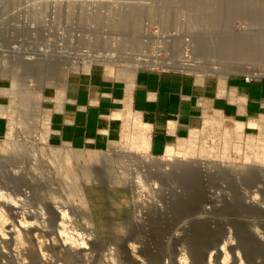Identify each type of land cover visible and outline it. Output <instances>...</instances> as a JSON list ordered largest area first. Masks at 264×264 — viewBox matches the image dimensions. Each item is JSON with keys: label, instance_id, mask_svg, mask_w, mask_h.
<instances>
[{"label": "rangeland", "instance_id": "rangeland-1", "mask_svg": "<svg viewBox=\"0 0 264 264\" xmlns=\"http://www.w3.org/2000/svg\"><path fill=\"white\" fill-rule=\"evenodd\" d=\"M108 1L0 0V85L8 89L0 96V264H264V243L252 234L264 236V110L254 108L252 115L236 110L233 117L223 108L208 112L161 154L150 150V141L148 150L141 151L146 147L141 148L140 136L150 137V126L136 114L122 115V134L99 148L78 147L61 138L50 114L56 84L95 70L100 81L102 73L118 79L139 70L264 81V44L259 52L247 50L255 34L264 33V7H256L257 20L244 14L230 18L227 31L248 45L226 54L213 42L216 23L200 16L204 24H191L183 1L154 0L155 5L183 6L154 11L147 4L150 10L134 25L125 21L124 1ZM195 26L209 36L203 39ZM201 40L212 45L209 51L199 45ZM27 61L55 63L54 75H32L23 67ZM248 74L254 76L250 81ZM37 92L39 96L32 95ZM251 120H256L255 128L247 126ZM237 122L244 123L242 135ZM169 148L180 154L183 167L175 159L167 166ZM196 162L211 168L194 174L196 191L189 184L190 191L182 176L197 171L192 166ZM243 167L255 170L250 184L240 179ZM189 194L200 198L192 197L197 206H188ZM207 223L217 237L197 230ZM241 230H250L254 238ZM217 244L225 246L224 252L217 251Z\"/></svg>", "mask_w": 264, "mask_h": 264}, {"label": "crops", "instance_id": "crops-1", "mask_svg": "<svg viewBox=\"0 0 264 264\" xmlns=\"http://www.w3.org/2000/svg\"><path fill=\"white\" fill-rule=\"evenodd\" d=\"M94 74L100 72L69 76L50 94L54 132L78 147L99 148L101 143L117 140L125 124L121 116L126 113L138 115L150 126L149 148L161 154L169 143L188 135L208 112L223 108L233 117L236 110L241 115H252L254 108L264 110V81L145 70L124 73L118 79L102 73L103 79L97 81ZM3 86L0 96L8 90ZM220 101L226 106H219Z\"/></svg>", "mask_w": 264, "mask_h": 264}, {"label": "bare ground", "instance_id": "bare-ground-1", "mask_svg": "<svg viewBox=\"0 0 264 264\" xmlns=\"http://www.w3.org/2000/svg\"><path fill=\"white\" fill-rule=\"evenodd\" d=\"M106 1H108V0H106ZM122 1H124L123 3H125L126 4V9L128 10V12L126 13V15L125 14H122V15H125L124 16V18H127L125 21H127V23L129 24H135V23H137V22H139L138 21V19L140 18V16H142V14H146L147 13V10H150L149 8H147L148 6H151V7H153V10L155 11L156 9L158 10V8H164L165 10L167 9L168 11H171L172 9H174V8H177V6H181V2H180V4H178V5H175V6H173L172 4H169L168 3V5H166V4H163V3H161V4H158V5H155V4H152V2L154 1V0H150V1H148V2H146V3H143L142 1H137V0H122ZM162 1H164V0H162ZM177 1H183L182 2V4H184L188 9H189V14H188V20H189V22L191 23V24H194V25H202V24H204V22H202V21H204V20H206V21H210V22H215L216 23V25H217V29L216 28H214L215 30H216V36H213V37H215V39H214V41L213 42H215V46H216V49L217 50H220V49H224L222 52L223 53H226V54H233V53H239L238 51H243L244 49H247L246 48V46L248 45V43H246V41H244L243 39H239V38H236V37H234L233 35L234 34H232V35H230V33L227 31V23L230 21V18L232 17V16H234V15H238V14H244V15H246V16H249V17H251V18H253L254 16H257V15H259V12L258 13H256L255 14V11H256V7H264V4L263 5H260V4H254L253 2V4H247V3H232V1H223L222 2V0H221V2L220 3H210V2H199V1H196V0H177ZM204 1V0H203ZM208 1V0H207ZM212 1V0H211ZM214 1V0H213ZM219 1V0H218ZM236 1V0H235ZM248 1V0H247ZM251 1V0H250ZM254 1V0H253ZM74 2V1H73ZM109 2V1H108ZM150 2V3H149ZM234 2V1H233ZM237 2H239V1H237ZM59 3V2H58ZM120 3H121V1H120ZM175 3V2H174ZM124 4V5H125ZM147 4H148V6H147ZM157 4V3H156ZM183 6V5H182ZM181 6V7H182ZM184 6V7H185ZM58 8V7H57ZM164 9H163V11H164ZM159 11V10H158ZM151 12V11H150ZM175 12H176V10H175ZM152 13V12H151ZM171 13V12H170ZM115 14V13H114ZM117 14V13H116ZM144 14V15H145ZM162 14V13H161ZM120 14H118L117 16H119ZM121 16V15H120ZM200 16H202V18L203 19H201L202 21H199L198 20V18L197 17H200ZM178 17V16H177ZM118 18V17H117ZM185 18V17H184ZM122 19V18H121ZM258 19V16L256 17V19L255 20H257ZM60 20V19H59ZM255 20H253V21H255ZM194 21H196V22H194ZM198 21V22H197ZM126 23V24H127ZM181 23V22H180ZM187 23V22H186ZM189 24V23H188ZM196 27L195 26V29H196V31H197V33H198V35H200V36H203V39L204 38H206L207 36H209V35H207V34H205L204 33V30L203 29H201L200 27ZM115 27V26H114ZM127 27V26H126ZM230 31V30H229ZM95 32V31H94ZM101 32V31H100ZM218 35H219V37H218ZM255 38H254V42H253V47H250V46H252L251 44H250V48H248L247 50H258V52H259V49H258V47H260L261 46V48L263 47L262 45L264 44V33H262V34H260V33H257V34H255ZM98 37V36H97ZM196 37V36H195ZM202 39V38H201ZM216 40V41H215ZM202 41V40H201ZM205 41V40H204ZM207 41V40H206ZM253 41V40H252ZM208 42V41H207ZM248 42H250V41H248ZM206 42H204L203 43V41H202V43H198L199 45H201L202 47H204V49L205 50H207V51H209L210 49V46H212V45H209V44H205ZM209 43V42H208ZM229 46H231L232 48H230ZM261 48H260V50H261ZM264 48V47H263ZM209 49V50H208ZM257 52V53H258ZM205 53H206V51H205ZM62 54V53H61ZM256 54V53H255ZM258 55V54H257ZM101 56V55H100ZM32 58V57H31ZM20 60V59H19ZM28 60V59H27ZM17 63V62H16ZM18 64V63H17ZM25 64V65H24ZM48 64V63H47ZM47 64H45V63H39V62H35L34 61V63L33 62H29V61H27V62H24L23 63V67L24 68H26V71L27 72H29V73H31L32 75H36V77L37 76H39L40 77V74H42V75H44V74H49V75H54V65H52V64H55V63H50V65H47ZM20 65V64H19ZM22 66V65H21ZM20 66V67H21ZM252 73V72H251ZM256 74V73H255ZM42 75H41V77H42ZM256 75H258V74H256ZM262 75V74H261ZM201 76V75H200ZM248 76H252L251 74L249 75L248 74ZM46 78V77H45ZM53 78V77H52ZM132 78V77H131ZM16 82V81H15ZM19 83V82H18ZM17 83V84H18ZM16 84V85H17ZM63 90V89H62ZM36 91V90H35ZM234 91V90H233ZM32 92V91H31ZM27 94H30L29 92L27 93ZM33 96H35L36 97V95L37 96H39L38 95V92L37 93H35V94H32ZM25 96H27V95H25ZM233 97V96H232ZM35 99V98H34ZM58 105V104H57ZM3 109V108H2ZM21 110V109H20ZM4 111V110H3ZM10 114V113H9ZM13 114V113H12ZM129 115V114H128ZM220 115V114H219ZM130 117V116H129ZM216 117V116H215ZM132 118V117H131ZM134 118V117H133ZM221 118V117H220ZM219 118V119H220ZM136 119V118H135ZM210 119V118H209ZM218 120V119H217ZM210 121H216V120H210ZM220 121V120H219ZM132 122V121H131ZM133 122L135 123V120L133 119ZM132 122V123H133ZM137 122V121H136ZM139 122V121H138ZM142 124V123H141ZM205 124V123H204ZM214 124V123H213ZM237 124H239L238 125V130L237 131H240V134L242 135V132H243V128H244V123H242V122H237ZM257 123H256V120H251L250 122H249V125H247V126H250V127H254L255 125H256ZM23 125V124H22ZM144 125V124H143ZM205 126V125H204ZM259 126V125H258ZM147 127V126H146ZM146 127H144L145 129H146ZM255 128V127H254ZM142 129V128H141ZM141 129H139V131L141 130ZM147 129H148V127H147ZM221 129V128H220ZM143 131V130H142ZM146 131V130H145ZM197 131V130H196ZM199 132H202V131H199ZM141 133V132H140ZM143 133V132H142ZM229 133V132H228ZM47 134V133H46ZM141 135V134H140ZM45 136V135H44ZM123 136V135H122ZM42 138V137H41ZM139 138V137H138ZM141 138V139H140ZM140 144H141V148L143 147H146L145 149H143V150H141V151H147L148 150V141L150 140L149 138L150 137H148L147 135H146V133L143 135V136H140ZM138 143V144H139ZM25 144V143H24ZM139 144V145H140ZM138 145V146H139ZM137 146V147H138ZM148 146V147H147ZM14 149H16V148H14ZM12 150V149H11ZM145 151V152H146ZM18 152V151H17ZM139 152V151H138ZM20 153V152H19ZM23 153V152H22ZM140 153V152H139ZM138 153V154H139ZM11 154V153H10ZM18 154V153H17ZM16 154V155H17ZM167 156H170V159L168 158V159H165L166 160V164H168L167 166H169V165H172V163H171V160H174L175 159V161H176V163H178V164H180V166L181 167H183L184 166V163H181V160L180 159H178V155H180V154H178V153H176V152H174L171 148H169L168 149V151H167ZM178 154V155H177ZM8 155H9V153H8ZM15 155V154H14ZM19 155V154H18ZM35 155V154H34ZM20 156V155H19ZM16 157V156H15ZM142 157V156H141ZM148 157V156H147ZM20 158H22V157H20ZM19 160V159H18ZM143 160L144 161H142V162H144V163H146L145 162V160L146 159H144L143 158ZM161 160H163L164 161V159H161ZM5 161V160H4ZM170 161V162H169ZM175 161H172L173 163L175 162ZM147 162H149L148 161V159H147ZM4 163V162H3ZM34 164V163H33ZM176 166V165H175ZM175 166H171V168H175ZM185 166H186V164H185ZM197 171H191V172H189V173H187V172H185L183 175L185 176H182V179L184 180H186V181H189V182H187V185H188V187H189V190H190V185H191V187L193 188V190H194V187H193V185H192V183H193V177H194V174L195 173H206V172H209V170H210V168L211 167H209V165H208V163L206 162H196L195 163V165L193 164L192 165ZM180 168V167H179ZM169 169V168H168ZM167 169V172L168 171H170L171 173H173V170L171 171V170H168ZM166 169H163V171L165 172V173H167L166 171H165ZM176 169H174V171H175ZM241 170L243 171V174H242V177H240V179L241 180H243V181H245L246 183H248V184H250L252 181H253V178H254V175H255V173H254V169L252 168V167H248V169H246V168H241ZM162 171V172H163ZM11 172V171H10ZM9 173V172H8ZM14 173V172H13ZM164 173V174H165ZM22 174V173H21ZM189 174V175H188ZM136 175V174H135ZM168 175V174H167ZM170 175V174H169ZM168 175V176H169ZM199 175H202V174H199ZM142 176V175H141ZM39 177V176H38ZM137 177V176H136ZM139 177V176H138ZM155 177H157V176H155ZM174 177V176H173ZM180 177H181V175H180ZM46 178V177H45ZM133 178H134V176H133ZM169 178H171V177H169ZM168 178V179H169ZM175 178H176V175H175ZM178 178H179V175H178ZM193 178V179H192ZM204 178V177H203ZM7 179V178H6ZM23 179V178H22ZM21 179V180H22ZM136 179V178H135ZM181 179V180H182ZM165 180V179H164ZM164 180H163V182H164ZM195 180H201V178H200V176H198V177H195ZM138 181V183H140L139 182V180H137ZM177 181V180H176ZM205 181V180H204ZM190 184V185H189ZM142 185V184H141ZM139 186H140V184H139ZM155 186V185H154ZM168 186V185H167ZM170 186V185H169ZM258 186V185H257ZM142 187H144V186H142ZM157 187V185L154 187V188H156ZM176 187V186H175ZM248 187V186H247ZM258 187H260V186H258ZM167 189V188H166ZM199 189H202L201 187L199 188ZM192 190V191H193ZM191 191V190H190ZM194 191H196V190H194ZM20 192V191H19ZM188 193V192H187ZM193 192H191V194H192ZM0 195H2V194H0ZM195 195V194H194ZM2 197V196H1ZM188 197V198H187ZM192 197H195V196H193V195H186V199L189 201V200H191V202H189L191 205H188V206H190V207H195V206H197V204L194 202V201H192ZM195 198H197V199H200L199 197H195ZM215 199V198H214ZM211 200H209V202H210ZM14 202V201H13ZM144 202V201H143ZM212 202V201H211ZM251 203H253V202H251ZM251 203H250V205H251ZM17 205V204H16ZM26 205V204H25ZM167 205V204H166ZM234 205H236V204H234ZM253 205H255V204H253ZM257 205V204H256ZM237 207L239 206V204L238 205H236ZM236 206H234L235 207V209L237 208ZM258 206V205H257ZM257 206H254V207H256V208H258ZM254 207H252V209L254 210ZM261 207V206H260ZM263 207V206H262ZM250 209H251V207H249ZM249 208H247L248 210H250ZM56 209V208H55ZM234 209V210H235ZM238 209V211L241 209V207H240V209L239 208H237ZM243 210L245 209V208H242ZM251 209V210H252ZM260 209V208H259ZM262 209V208H261ZM260 209V210H261ZM233 210V211H234ZM260 210H258V211H260ZM13 211H14V209H13ZM61 211V210H60ZM241 211V210H240ZM240 211H239V213H240ZM247 211V210H246ZM257 211V212H258ZM262 211V210H261ZM52 212V211H51ZM54 212V211H53ZM58 212V211H57ZM56 212V213H57ZM236 212V211H235ZM234 212V213H235ZM242 213H243V211H241ZM254 211H252V213H253ZM256 212V213H257ZM64 213V212H63ZM233 213V214H234ZM258 213H260V212H258ZM263 213V212H262ZM55 214V213H54ZM66 214V213H65ZM236 214V213H235ZM235 214L233 215V216H235ZM244 214L245 215H243L244 217H246L247 218V215H246V212H245V210H244ZM248 214V213H247ZM264 214V213H263ZM238 215V214H237ZM251 215V214H250ZM67 216V215H66ZM239 216V215H238ZM249 216V215H248ZM252 216H254V215H252ZM264 216V215H263ZM5 217V216H4ZM15 217V216H14ZM50 217H51V215H50ZM62 217V216H61ZM240 217H241V219L243 220L244 218H242V215H240ZM59 218V217H58ZM64 218V217H63ZM252 218V217H251ZM60 220H62V219H60ZM65 220V219H64ZM1 221V220H0ZM54 221V220H53ZM239 221H240V219H239ZM245 221V220H244ZM248 221V220H247ZM251 221V220H250ZM41 223V222H40ZM54 223V222H53ZM32 224V223H31ZM240 224H241V221H240ZM243 224V223H242ZM241 224V225H242ZM247 226H250L251 224L253 225V223H251L250 224V222L248 221L247 223ZM248 224H250V225H248ZM31 226V225H30ZM50 226V225H49ZM48 226V227H49ZM240 226V225H239ZM245 226V225H244ZM247 226H246V228H247ZM254 226H255V224H254ZM33 227V226H32ZM31 227V228H32ZM35 227V226H34ZM41 227V226H40ZM39 227V228H40ZM43 227V226H42ZM251 227V226H250ZM253 227V226H252ZM1 228V227H0ZM22 228V227H21ZM37 227H35V229H36ZM60 228V227H59ZM242 229H243V227H241ZM240 227H239V229H241ZM254 228V227H253ZM8 229V228H7ZM12 229V228H11ZM10 229V230H11ZM34 228H32V230H33ZM38 229V228H37ZM36 229V230H37ZM46 229V228H45ZM44 229V230H45ZM52 229V228H51ZM245 229V228H244ZM10 230H9V232H10ZM13 230V229H12ZM31 230V229H30ZM35 230V231H36ZM202 235H203V233H204V235H211L212 234V232L214 233V235H213V237H217L219 234H218V232H217V234H216V232L214 231V229H212V227L211 226H209L208 225V223L207 224H205L202 228H200V230H199V228L197 229ZM248 230V229H247ZM251 230V229H250ZM250 230H249V232L248 233H251L250 232ZM256 230V229H255ZM5 231V230H4ZM4 231L3 232H1V233H4ZM38 231H39V229H38ZM198 231H196L195 230V232L197 233ZM246 231V230H245ZM245 231L243 230V232H244V236L245 237H247V238H249V237H252L250 234L248 235V233H246L245 234ZM253 231H254V229H253ZM8 232V233H9ZM13 232H14V230H13ZM195 232H194V234H195ZM198 232V233H199ZM239 232H242V230L241 231H239ZM242 232V233H243ZM7 233V232H6ZM12 233V232H11ZM36 233V232H35ZM58 233H59V231H58ZM199 233V234H200ZM206 233V234H205ZM242 233H240V234H242ZM15 234V233H14ZM20 234V233H19ZM56 234V233H55ZM199 234H197V235H199ZM239 233H238V235H240ZM252 234H253V236H255L256 237V240H258L259 242H263L264 243V236H260L259 235V233H258V231H255V232H252ZM59 235V234H58ZM62 235V234H61ZM197 235H196V237H197ZM217 235V236H216ZM248 235V236H247ZM16 236V235H15ZM17 236H19V235H17ZM68 236V235H67ZM71 236V235H70ZM4 237V236H3ZM2 237V238H3ZM14 237V236H13ZM73 238V237H72ZM195 238V237H194ZM193 238V239H194ZM198 238V237H197ZM219 238V237H218ZM217 238V239H218ZM230 238L231 237H228L226 240H225V242H230ZM254 237H252V239H253ZM65 239V238H64ZM196 239V238H195ZM250 239V238H249ZM38 240V239H37ZM67 240V239H66ZM65 240V241H66ZM219 240V239H218ZM217 240V241H218ZM221 240V239H220ZM240 240H241V238H240ZM248 240V239H247ZM69 241V240H68ZM74 241V240H73ZM43 242V241H42ZM63 242V241H62ZM72 242V241H71ZM166 242V241H165ZM168 242V241H167ZM247 242V241H246ZM38 243V242H37ZM76 243V242H75ZM163 243H164V241H163ZM65 244V243H64ZM71 244V243H70ZM216 244V243H215ZM223 245H224V243H223ZM39 246V245H38ZM66 246V245H65ZM217 246V248H218V244L216 245ZM171 247H172V245H171ZM225 246H222L221 248H218V252L219 253H222V252H224V250H225V248H224ZM234 251V250H233ZM219 253H218V255H219ZM217 254V253H216ZM34 255V254H33ZM218 257V256H217Z\"/></svg>", "mask_w": 264, "mask_h": 264}, {"label": "built area", "instance_id": "built-area-1", "mask_svg": "<svg viewBox=\"0 0 264 264\" xmlns=\"http://www.w3.org/2000/svg\"><path fill=\"white\" fill-rule=\"evenodd\" d=\"M250 72H253V71H250ZM250 72H249V73H250ZM256 74H258V73H256ZM261 74H262V73H261ZM251 77H254V76H248V75H247V78H246L247 81H250V80H251Z\"/></svg>", "mask_w": 264, "mask_h": 264}]
</instances>
